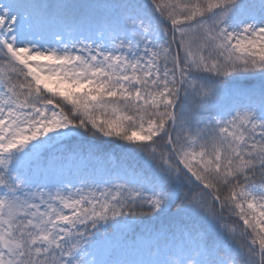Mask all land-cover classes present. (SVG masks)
Here are the masks:
<instances>
[{
	"label": "snow or ice",
	"instance_id": "1",
	"mask_svg": "<svg viewBox=\"0 0 264 264\" xmlns=\"http://www.w3.org/2000/svg\"><path fill=\"white\" fill-rule=\"evenodd\" d=\"M0 264H264V0H0Z\"/></svg>",
	"mask_w": 264,
	"mask_h": 264
}]
</instances>
